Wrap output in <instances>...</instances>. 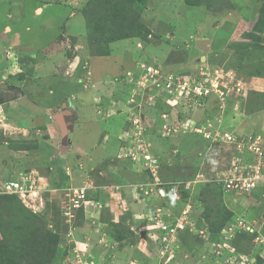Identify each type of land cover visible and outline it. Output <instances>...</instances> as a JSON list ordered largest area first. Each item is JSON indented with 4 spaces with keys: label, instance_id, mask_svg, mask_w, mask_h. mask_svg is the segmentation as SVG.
Segmentation results:
<instances>
[{
    "label": "rangeland",
    "instance_id": "obj_1",
    "mask_svg": "<svg viewBox=\"0 0 264 264\" xmlns=\"http://www.w3.org/2000/svg\"><path fill=\"white\" fill-rule=\"evenodd\" d=\"M86 1L0 0V194L8 182L29 184L19 179L25 171L39 175L27 197L34 216L0 201V241L14 246L17 264L38 262L43 240L32 228L57 232L51 264H236L249 255L264 264V181L235 194L251 226L227 231L228 240L201 200L217 197L213 218L224 219L222 169L241 153L264 161L246 152L252 140L264 142V0H141L148 33L99 56L76 11ZM145 58L157 75L143 74L145 65L138 72ZM163 78L178 100L162 90ZM187 86L196 90L182 93ZM59 111L75 115L64 155ZM170 128L177 132L165 137ZM146 155L158 159L155 177L138 165ZM73 186L88 193V218L66 212ZM237 246L244 255L226 256Z\"/></svg>",
    "mask_w": 264,
    "mask_h": 264
},
{
    "label": "trees",
    "instance_id": "obj_2",
    "mask_svg": "<svg viewBox=\"0 0 264 264\" xmlns=\"http://www.w3.org/2000/svg\"><path fill=\"white\" fill-rule=\"evenodd\" d=\"M87 4V6H86ZM93 7L89 9V6ZM201 5V3H199ZM209 6H211V3H208ZM144 4L141 0H87L85 3V6L82 8H77L76 11H82L84 13L83 16L86 18V28L87 33L85 36L86 42H88V45L91 46V44L95 47L91 54L92 56H99V55H107L109 54L113 49L112 44L117 41L126 40L132 37H141L144 38V36L148 33L147 30H144V26L140 24L141 22V14L144 11ZM77 11V12H78ZM88 53V50H85L83 54ZM143 61L144 65L146 67L153 65L152 61L149 60V58L145 59H139L136 63L139 64V66H136V69H138V72H141L142 70V64L139 62ZM198 97V96H196ZM77 102V101H75ZM46 106V105H45ZM76 109V108H75ZM147 132V131H146ZM145 132V133H146ZM162 132V131H161ZM160 130L157 132V135L162 133ZM177 131L171 130V133H169L165 137L171 136L173 133H176ZM149 134V133H148ZM230 165V162H228ZM229 168V166H228ZM222 169V174H226V169ZM221 170V169H220ZM208 185H211L207 183ZM207 185V186H208ZM214 188L212 191L217 190L218 193H220V198L223 196V189L221 185H218V183H213ZM205 186V188L207 187ZM260 192L257 193V195ZM85 197H89L88 193H85ZM6 199L8 202H12L14 204H19L25 214H31L32 208L29 206H24L21 199L18 197L17 194H0V201ZM201 200L203 203H205V211L204 215L206 218L208 217L210 219L209 222L212 221L213 227L216 230H220L224 228L226 225H228V222L232 219V212L225 209V218L220 219V216L217 217V222L215 221L214 215H216V211L218 210L217 205V197L211 200V202H207L206 197H201ZM222 202V200H221ZM25 203V202H24ZM212 203V204H210ZM8 206V203H6ZM222 205L225 207V204L222 202ZM82 207H85V204L81 205ZM7 208V207H6ZM8 209V208H7ZM42 209V208H41ZM34 213V212H33ZM20 214L21 211H20ZM26 215L25 218L28 216ZM34 216V215H33ZM207 218V219H208ZM25 227V225L20 221L18 229H21ZM209 227H211L209 225ZM212 229V227L210 228ZM29 233L39 236L41 240H43L41 251L38 256V262H35V264H51L52 260L55 257L56 249L59 244V236L57 232H53L51 230H47L42 233H38L37 228L29 229ZM107 238H113L112 236H107ZM14 248L11 247L10 243L6 241V239L0 241V264H17L18 257L14 253Z\"/></svg>",
    "mask_w": 264,
    "mask_h": 264
},
{
    "label": "built area",
    "instance_id": "obj_3",
    "mask_svg": "<svg viewBox=\"0 0 264 264\" xmlns=\"http://www.w3.org/2000/svg\"><path fill=\"white\" fill-rule=\"evenodd\" d=\"M145 69H147L150 73L157 75L159 70L156 71V68L153 65H150L148 67L143 68V74L146 71ZM141 74L139 76L138 79H140L142 77ZM164 82H163V87L162 90H165L166 93L168 95L172 94L174 95L175 99L178 100L177 95H175L172 90L177 89V86L174 88L173 84L170 83V85L168 84L169 82L166 83V81L169 79L167 78H163ZM181 83V81H180ZM165 84V85H164ZM168 84V85H167ZM182 87V85H181ZM174 88V89H173ZM187 93L190 94L193 92V89L196 90L193 86L189 87H183L181 88V92L183 93V91L187 90ZM206 89V88H205ZM231 89V88H230ZM229 88H227V90H230ZM207 90H209L207 88ZM196 95V94H194ZM197 96V95H196ZM218 135V134H217ZM229 140H231V142H236V136L231 137L232 135L228 134ZM219 137V135H218ZM263 140L261 139H256V140H252L250 142V145L247 146V150L246 152H256V153H260V155L264 154V146H263ZM241 145V144H240ZM243 152V150H241ZM135 155V154H133ZM242 155V153H241ZM241 155L237 156L231 163V166L229 168V172L227 174V176L224 179L225 187L227 190L232 191L233 193H242V194H247L250 192H253L254 189L259 185L260 181L264 179V161L261 163H257V162H251L250 160H248L247 158H242ZM149 158V160H147V165L150 166H154L157 162L156 158H151L148 157V155L144 156V158ZM37 175L35 174V172H25L23 174H21L20 176V180H23L25 182H28L29 184H25V185H20V183L11 181L8 182L5 185V189L4 192L6 193H17L19 194V196L22 198V200L26 203L30 205V202L28 201L27 197L33 194V191H35V187H36V182H37ZM77 195L78 198L77 199H72V205H70L69 209H72V206L74 208H78L80 207V198H83L85 196V192L83 189L77 190ZM70 195V193H69Z\"/></svg>",
    "mask_w": 264,
    "mask_h": 264
},
{
    "label": "clouds",
    "instance_id": "obj_4",
    "mask_svg": "<svg viewBox=\"0 0 264 264\" xmlns=\"http://www.w3.org/2000/svg\"><path fill=\"white\" fill-rule=\"evenodd\" d=\"M144 64H142L141 66H143ZM74 66V65H73ZM143 68V67H142ZM68 69V68H67ZM68 71H73L74 72V69H68ZM70 73V72H69ZM72 74V73H71ZM136 79H138L137 77H136ZM87 90V89H86ZM235 90V89H234ZM130 109H128L127 111H129ZM126 110L124 111V112H127ZM68 117V122L70 121V116H67ZM69 124H73L74 125V123H69ZM171 130H173V128L171 129ZM171 130H170V132H171ZM128 157V156H127ZM142 158H139L137 161H138V165L140 166L141 164V166H143V165H145V167L146 168H148L149 170H150V172H151V174H153L154 175V177L156 176V171H155V166L157 165V162H156V164L154 165V166H150V165H147L146 163H147V160L144 158V156H141ZM157 159V158H156ZM140 160V161H139ZM157 161H158V159H157ZM25 172H31V171H25ZM25 172H23V173H25ZM228 172H229V169H227V171H226V174L224 175V177H223V179H225V177L227 176V174H228ZM23 173H21V174H23ZM21 174H20V176H21ZM20 176H19V178H20ZM39 176V175H38ZM261 181H264V179L263 180H261ZM260 181V182H261ZM260 184V183H259ZM261 185V184H260ZM260 185H258V186H260ZM225 186V185H224ZM258 186L256 187V188H258ZM255 188V189H256ZM68 189L69 190H67V193H66V196H68L69 198H68V201H69V203H70V205H72V201H71V199H70V195L73 193V192H75L76 193V191L77 190H79V189H77L76 188V186H73L72 188L71 187H68ZM172 190H173V188H172ZM36 191V190H35ZM66 191V190H65ZM69 191V192H68ZM159 194H164L165 193V191L163 190V189H159ZM85 192V191H84ZM164 192V193H163ZM69 193H70V195H69ZM17 194V193H16ZM175 192L173 193V195L175 196ZM235 194H237V193H233L232 191H229V190H227L225 187H224V195H225V198H224V204L227 206V208H228V210H230L231 212H232V219L228 222V224L229 225H226L224 228H223V230H222V232L225 234V235H221L222 236V238L223 239H225V240H228V236H229V234H227V231L229 232V231H233V229L235 230V228H240V229H250V226H251V224H250V222L246 219V217L244 216V215H242L243 213H244V211L245 210H243V206H241V203L239 202V201H236V195ZM18 195V197L19 198H21L20 196H19V194H17ZM164 195H166V194H164ZM77 198H78V195H77ZM21 201H22V203L25 205V206H29V204H26V203H24V201L21 199ZM80 202H81V204H85V209H84V207H82V206H80V207H78V208H74L73 206H72V209L70 208L69 210H67L66 212H67V214H69V211L70 210H79V211H81L80 213H83V215H84V218H86L87 217V214H86V210L88 211V213H91V209H88V208H91V207H93V204H91V200L89 199V198H87V200H86V197L84 196L83 198H80ZM237 204V205H236ZM42 208V207H41ZM33 212H36V207H33V210H32ZM239 212H241L242 214H240ZM187 215V214H186ZM88 218V217H87ZM202 220H204V219H202ZM93 222H95V219L93 220ZM197 223H201V221H199V222H197ZM202 224V223H201ZM202 229H206L207 228V223H206V226L204 225V224H202ZM172 228V227H171ZM205 233V231L202 233L201 232V235H203ZM230 234H231V232H230ZM224 248V247H223ZM237 248L238 249H232V248H229V249H231V250H229V252H227L226 253V256L227 255H230L232 252H234V253H236L237 255H244V253H243V251H242V248H240L239 246H237ZM230 262L231 263H235L236 262V264H255L256 262H257V258L254 256V257H252V255H249V256H247V258H241V257H238V256H235L234 258H233V260H230Z\"/></svg>",
    "mask_w": 264,
    "mask_h": 264
},
{
    "label": "bare ground",
    "instance_id": "obj_5",
    "mask_svg": "<svg viewBox=\"0 0 264 264\" xmlns=\"http://www.w3.org/2000/svg\"><path fill=\"white\" fill-rule=\"evenodd\" d=\"M67 114V116H70V121H69V123L71 122L72 123V121L74 120V118H75V115H74V113L72 114V113H70V112H67V111H59V112H57V113H55L54 115H53V119L55 120V122L58 124V127H59V129H60V131H61V133H62V129H61V126H60V124H59V119H57V117L58 116H63V118H64V115H66ZM66 116V117H67ZM74 117V118H73ZM3 122V121H2ZM69 123H67L66 122V125L68 124L69 125ZM11 125V124H10ZM2 126H4V127H6V129H8L9 130V128H10V126H9V123H6V122H3V125ZM8 126H9V128H8ZM12 127V126H11ZM15 127V126H14ZM73 127V126H72ZM73 129V128H72ZM171 129V128H170ZM12 130V129H11ZM15 130H16V128H15ZM71 129H69V131H70ZM18 131V130H17ZM23 132V131H22ZM69 140H68V144H67V150L65 151V152H63L61 149H60V146H61V144H62V141H60V144H59V147H58V152L60 153V154H62V155H64L68 150H69V147L71 148V146H72V142H71V138H70V136H69V138H68ZM61 140H62V136H61ZM264 146V145H263ZM17 183H20V185H25V183L24 182H19V181H16ZM89 187H91V185H88V184H85L84 186H83V188H89ZM173 192H174V190H171V193L173 194ZM80 205H82L81 203H80ZM176 222H178V220L176 221ZM159 224L161 225V226H164V227H167L168 225L167 224H163V223H160L159 222Z\"/></svg>",
    "mask_w": 264,
    "mask_h": 264
},
{
    "label": "water",
    "instance_id": "obj_6",
    "mask_svg": "<svg viewBox=\"0 0 264 264\" xmlns=\"http://www.w3.org/2000/svg\"><path fill=\"white\" fill-rule=\"evenodd\" d=\"M74 118V117H73ZM57 119H59V124L61 126L62 129V144L60 146V149L65 152L67 150V144H68V138H69V129H72V126H74L73 124H67L66 125V121L63 118V116H58Z\"/></svg>",
    "mask_w": 264,
    "mask_h": 264
},
{
    "label": "crops",
    "instance_id": "obj_7",
    "mask_svg": "<svg viewBox=\"0 0 264 264\" xmlns=\"http://www.w3.org/2000/svg\"><path fill=\"white\" fill-rule=\"evenodd\" d=\"M74 13V12H73ZM67 116V114L66 115H64V119H65V121L67 122V123H69L68 122V117H66ZM23 123H24V121H23ZM42 123V122H41ZM24 126V125H23ZM256 192V191H255ZM240 248H243L242 246H239Z\"/></svg>",
    "mask_w": 264,
    "mask_h": 264
},
{
    "label": "flooded vegetation",
    "instance_id": "obj_8",
    "mask_svg": "<svg viewBox=\"0 0 264 264\" xmlns=\"http://www.w3.org/2000/svg\"><path fill=\"white\" fill-rule=\"evenodd\" d=\"M69 98V97H68ZM54 111V110H53ZM57 113V112H56Z\"/></svg>",
    "mask_w": 264,
    "mask_h": 264
}]
</instances>
